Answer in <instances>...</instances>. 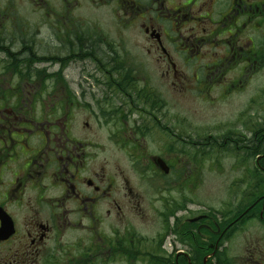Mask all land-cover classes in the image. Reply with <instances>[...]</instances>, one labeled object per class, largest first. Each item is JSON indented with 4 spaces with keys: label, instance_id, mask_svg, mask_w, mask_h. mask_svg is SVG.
Listing matches in <instances>:
<instances>
[{
    "label": "flooded vegetation",
    "instance_id": "af4514ba",
    "mask_svg": "<svg viewBox=\"0 0 264 264\" xmlns=\"http://www.w3.org/2000/svg\"><path fill=\"white\" fill-rule=\"evenodd\" d=\"M0 264H264V0H0Z\"/></svg>",
    "mask_w": 264,
    "mask_h": 264
},
{
    "label": "rangeland",
    "instance_id": "374dc122",
    "mask_svg": "<svg viewBox=\"0 0 264 264\" xmlns=\"http://www.w3.org/2000/svg\"><path fill=\"white\" fill-rule=\"evenodd\" d=\"M172 111L173 110H171V106H170V112ZM225 181H226V178L224 177L221 178L220 176H217V179H216V187H217L216 193L217 194L223 193V191L219 190V188L222 187Z\"/></svg>",
    "mask_w": 264,
    "mask_h": 264
},
{
    "label": "trees",
    "instance_id": "16d2710c",
    "mask_svg": "<svg viewBox=\"0 0 264 264\" xmlns=\"http://www.w3.org/2000/svg\"><path fill=\"white\" fill-rule=\"evenodd\" d=\"M256 155V154H255ZM258 155V154H257Z\"/></svg>",
    "mask_w": 264,
    "mask_h": 264
},
{
    "label": "bare ground",
    "instance_id": "6f19581e",
    "mask_svg": "<svg viewBox=\"0 0 264 264\" xmlns=\"http://www.w3.org/2000/svg\"><path fill=\"white\" fill-rule=\"evenodd\" d=\"M254 153V152H253Z\"/></svg>",
    "mask_w": 264,
    "mask_h": 264
}]
</instances>
